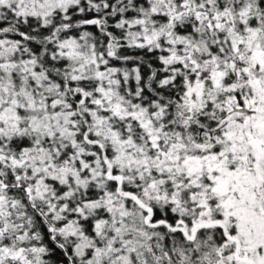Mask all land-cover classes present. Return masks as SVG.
Returning a JSON list of instances; mask_svg holds the SVG:
<instances>
[{
  "label": "snow or ice",
  "instance_id": "1",
  "mask_svg": "<svg viewBox=\"0 0 264 264\" xmlns=\"http://www.w3.org/2000/svg\"><path fill=\"white\" fill-rule=\"evenodd\" d=\"M0 264H264V0H0Z\"/></svg>",
  "mask_w": 264,
  "mask_h": 264
}]
</instances>
